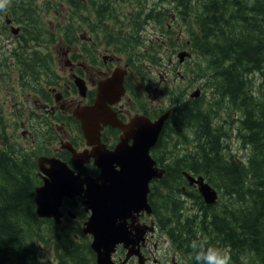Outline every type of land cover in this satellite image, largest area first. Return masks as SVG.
Instances as JSON below:
<instances>
[{
    "label": "flooded vegetation",
    "instance_id": "af4514ba",
    "mask_svg": "<svg viewBox=\"0 0 264 264\" xmlns=\"http://www.w3.org/2000/svg\"><path fill=\"white\" fill-rule=\"evenodd\" d=\"M79 1L85 10L83 18L73 16L78 0H67L71 6V18L59 34V23L53 25L52 30L45 26V20L54 11L51 6L40 7L36 2L30 3V13L41 16L37 15L36 23L31 14L25 12V6L22 5L25 0H4L0 16L6 15L7 23L18 24L15 31H11L20 42L19 49L22 51V40L34 34L30 31L39 29L35 55L44 56L45 59V65L37 77L29 71L24 77L14 75L12 78L16 84L7 91L16 89L19 78L25 87L28 86L31 103L23 104L16 100V106L20 104L25 113L15 109L11 115L23 127L21 136L24 139L28 137L30 144L35 142V147L31 149L35 148L38 157L60 160L81 178H96L100 169L94 157L86 159L81 156L82 153H97L99 150L112 152L122 140L125 146H131L134 127L129 124L132 119L147 118L152 123L168 111L158 138L149 151L153 157L158 146L165 142L169 131L174 130L173 115L178 108L190 107L196 99L212 100L215 93L213 88H209L207 97L203 93L207 85L202 71V58L193 48L192 34L196 32V37H201L197 25L199 19L194 17L193 11L197 8V0ZM196 10L200 12L199 8ZM76 20L82 27L75 26ZM6 27L10 29V25L3 28ZM41 39L42 42L47 41L49 48L46 52H42L44 46ZM53 44L60 58H54L56 51L54 46L51 47ZM40 46L42 49H39ZM180 52H186L183 60L179 59ZM194 57V66L190 67ZM61 59L63 64L55 67V63H61ZM156 67L160 69L157 71ZM174 75H179L178 89ZM170 84L175 89L171 93ZM196 89L197 96L194 95ZM169 93L171 100L168 99ZM101 94L105 110H109L115 120L130 131L126 135L119 126L104 124L107 118L103 115L90 125L89 136L83 131L85 123L98 115H88L84 123L78 113H86L87 109L89 112L96 111L89 108L101 103L98 101ZM31 105L35 108L32 109ZM2 106L4 109L3 101ZM217 107H221L222 115L229 109L223 101L221 105H213L214 110ZM3 109L2 116L7 120ZM194 125L189 126L185 132L194 130ZM38 132L40 135H37ZM73 154L79 156L78 160L81 161L77 166ZM165 156L158 157V166L164 169L168 164ZM41 166L48 167V164L42 163ZM35 168L37 185H41L44 178L37 161ZM114 168L119 169V166L114 163ZM153 182L154 178L151 179L150 187ZM181 189L184 190L185 185ZM150 197L148 193L146 199L150 209L126 210L122 213L123 217L117 224L124 231V236L116 244L111 260L114 264H190L192 254L185 250L177 252L170 240L162 234L161 228H158ZM84 200L83 194L63 197L59 208V223L55 222L54 217L39 218L41 224L42 220L50 221L53 224L51 229L80 239L86 253L84 258L96 264L95 252L90 247L92 235L83 232L91 213L82 203ZM188 207L193 208L191 205ZM50 256L53 261L57 259L54 251L50 252Z\"/></svg>",
    "mask_w": 264,
    "mask_h": 264
},
{
    "label": "trees",
    "instance_id": "16d2710c",
    "mask_svg": "<svg viewBox=\"0 0 264 264\" xmlns=\"http://www.w3.org/2000/svg\"><path fill=\"white\" fill-rule=\"evenodd\" d=\"M25 1L21 4L31 14L28 7L34 0ZM78 3L73 16L83 18ZM196 7L201 37L192 34L193 48L201 55L206 85L215 94L213 101L196 99L173 115L174 130L153 154L157 162L166 154L168 164L164 176L152 183V208L173 246L195 252L193 264H199L200 247L212 244L226 247L233 264H242L240 254L250 258L245 264H264V0H197ZM31 16L37 23L36 13ZM30 33L32 37L22 40V51L19 46L13 51L14 67L0 61L5 64L0 66L2 81H9L10 70L24 77L28 66L34 77L41 73L44 56L35 55L30 45L40 30ZM222 101L229 107L223 126L218 124L221 107L213 109ZM0 103V264H80L81 240L51 229L50 221L41 224L35 213L36 150L12 142ZM192 124L194 130L186 133ZM233 130L244 150L239 155L224 151ZM183 171L202 175L218 191V201L206 204L197 189L187 185ZM182 195L191 198L196 214L188 211Z\"/></svg>",
    "mask_w": 264,
    "mask_h": 264
},
{
    "label": "water",
    "instance_id": "95a60500",
    "mask_svg": "<svg viewBox=\"0 0 264 264\" xmlns=\"http://www.w3.org/2000/svg\"><path fill=\"white\" fill-rule=\"evenodd\" d=\"M185 54L186 52H180L179 59L183 60ZM197 90L195 96L198 95ZM102 96L101 94L98 97L99 102ZM94 109L97 112H89L87 109V114L85 111L78 113L84 123L88 115H98L88 120L84 126L82 122V129L86 135H90L88 132L90 125L103 116L107 118L104 124L119 126L124 130L125 135L130 132L126 130V126L115 120L109 110H105L102 102L89 108V110ZM167 116L168 111L152 123L147 118L132 119L129 124L134 127L131 146H125L122 140L112 152L99 150L97 153H82L83 158L94 157L95 164L100 169V174L96 178H81L74 170L67 168L64 162L54 158L40 156L37 159L44 180L34 190L35 213L40 217H54L55 222L59 223L61 214L59 207L63 197L83 194L85 200L82 203L91 211L83 232L92 235L90 247L95 252L96 264H114L111 254L124 236V231L118 226L119 223L117 224L118 220L123 217L122 213L126 210L138 211L147 206L146 194L149 190V181L152 178H161L164 173V169L155 165L148 151L154 146ZM78 157L73 154L76 166L81 162ZM42 163L48 164V167H42ZM114 163L119 169L114 168ZM184 176L190 185L197 188L205 203L212 204L216 201L217 191L204 180L203 176H193L187 172H184Z\"/></svg>",
    "mask_w": 264,
    "mask_h": 264
},
{
    "label": "rangeland",
    "instance_id": "374dc122",
    "mask_svg": "<svg viewBox=\"0 0 264 264\" xmlns=\"http://www.w3.org/2000/svg\"><path fill=\"white\" fill-rule=\"evenodd\" d=\"M34 2L38 3V5L40 7L41 6L47 7L48 5L51 6V8L54 11L50 12V14L48 15V19L45 20V26H46V28L52 30L53 25H56L57 23H59L58 30H59V34H61L62 33L61 30L63 29V27L66 26V24L67 25L69 24L68 20L71 18V14H70L71 13V6L67 4V0H34ZM80 4H81V2L78 3V5H80ZM83 12H85V10ZM37 15L40 16L39 14H37ZM0 17H1L0 18V61H5L9 65V67L12 68V67H14L13 66V63H14L13 51H14V49H16L20 45V42H18V40L14 36L11 29H15L16 25H18V24L17 23L16 24L15 23H9V22L7 23L5 21L7 19V16L4 14L1 15ZM74 23H75V26H78V27L81 26L78 24L77 20ZM5 25H10V29L8 27H6V29H4L3 27ZM38 40H39V37H38ZM36 42H37V40H33L30 43V45L32 47L37 46ZM41 42H42V39H41ZM41 44H42V46H44V48L42 49V46H40L39 49H42V52H46V50L49 48L47 45V41L42 42ZM52 46H54L55 51H56L54 58H56V59H57V57L60 58V54L57 53V48L55 47V44L51 45V47ZM173 58H175V57H173ZM175 61L177 62L176 59H175ZM194 61H195V57L193 59H191L190 67L194 66ZM156 62H157V59L155 61V64H156ZM60 64H63L62 59H61V63L60 62H57V64L55 63V67L56 66L60 67ZM188 64H189V62L186 64V67L188 66ZM0 66H5V64L3 62H1ZM159 69L160 68L156 67L157 71ZM32 70H33L32 67L28 66L26 68V70H24V73L26 74L28 71L32 72ZM157 71L155 72L156 74H157ZM14 75H16L17 77L20 76L17 72L10 70L9 75H8L10 78L9 81H2L0 79V100H2L4 105H5L4 109H3V113L5 114L6 119H7V120H5L6 126H7V133L9 135V137L11 138L12 142H14V143L17 142L16 144H20L25 148H32V147H35V142H31V144L34 145V146H32L30 144V139L28 137L26 139H24L21 136V132H22L23 127H21V125L18 124V122H20V121L16 117L11 115V112L15 109L21 110L23 113H25L24 109L20 108L21 107L20 104L18 107L16 106V104H15L16 100H18L19 103L21 102L23 104L24 103H28V104L31 103L30 93L28 92L29 91L28 86L25 87V85H23L21 78H19V79L17 78L18 79L17 81L20 82L22 84V86H20V84L17 82L15 90L11 89V90L7 91L8 88H12L16 84L12 78V76H14ZM174 77L176 78V82L178 85L176 89H178L179 84H180L179 75H174ZM0 78H1V76H0ZM159 80L161 82L160 77H159ZM197 83H200V82L197 81ZM201 83H203V80L201 81ZM173 91H175V89L171 85L170 93ZM209 91L210 90L208 87H206L205 89L203 88V93H204L205 97H207L209 95ZM170 93L168 95V99L171 100ZM31 108L33 109V108H35V106L31 105ZM16 122H17V125H16ZM37 135H40V133L38 132ZM231 146H232L230 148L231 152H233V153L235 152L236 155L242 153L241 150H239L240 149L239 144L237 143L235 138L232 139ZM170 181H171V179H170ZM193 214H196V211ZM194 221H195V224L197 226L200 225V221L197 219V217L194 219ZM161 237L162 236H160V238ZM185 244L188 245V242H185ZM194 246L197 247L195 243H194ZM212 246H214V244H212ZM176 250L178 252V249H176ZM79 252H80L79 254H81L79 258L82 259V262L80 264H89V261L84 258L86 253L82 254V248L79 249ZM190 253L192 254L195 252L190 251ZM238 259L240 260V262L242 264L251 262L249 257L246 256V259H245L243 256L241 257V254H240ZM194 261L195 260H191L190 264H193ZM230 264H233V262L230 261Z\"/></svg>",
    "mask_w": 264,
    "mask_h": 264
},
{
    "label": "clouds",
    "instance_id": "9594fccd",
    "mask_svg": "<svg viewBox=\"0 0 264 264\" xmlns=\"http://www.w3.org/2000/svg\"><path fill=\"white\" fill-rule=\"evenodd\" d=\"M2 7L3 4H0V8ZM197 260L199 264H230V254L226 247L209 246L205 249L201 246L197 254Z\"/></svg>",
    "mask_w": 264,
    "mask_h": 264
},
{
    "label": "bare ground",
    "instance_id": "6f19581e",
    "mask_svg": "<svg viewBox=\"0 0 264 264\" xmlns=\"http://www.w3.org/2000/svg\"><path fill=\"white\" fill-rule=\"evenodd\" d=\"M34 16V15H33ZM21 65V64H20ZM220 113V112H219ZM220 117V116H219ZM228 117V116H227ZM223 118V117H222ZM6 130H7V128H6ZM9 141H11V140H9ZM10 143V142H9ZM17 143V142H16ZM15 144V143H14ZM20 146V145H19ZM16 147V149H17V146H15ZM21 147V146H20ZM14 150H15V148H14ZM17 153V152H16ZM28 153V152H27ZM21 155V154H20ZM165 157H167V156H165ZM191 199V198H190ZM218 201V200H217ZM196 205H197V203H196ZM192 219V218H191ZM44 221V220H43ZM47 222V221H46ZM45 222V223H46ZM48 224V223H47ZM47 226V225H46ZM46 235V234H45Z\"/></svg>",
    "mask_w": 264,
    "mask_h": 264
}]
</instances>
